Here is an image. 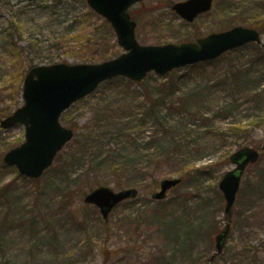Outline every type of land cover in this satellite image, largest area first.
I'll return each mask as SVG.
<instances>
[{
    "label": "rangeland",
    "instance_id": "rangeland-1",
    "mask_svg": "<svg viewBox=\"0 0 264 264\" xmlns=\"http://www.w3.org/2000/svg\"><path fill=\"white\" fill-rule=\"evenodd\" d=\"M183 1L186 0H143L132 7L139 44L180 45L227 31L241 20L254 24L264 42V0H215L213 10L192 24L171 9ZM71 2L79 10L70 14L59 11V24H54L48 18L50 12L35 11L31 1L0 0V31L12 20L23 36L19 44L26 54H52L56 63L82 64L79 58L64 54L50 43L54 33H67L74 15L88 14L84 6L87 0ZM241 2H245L243 6ZM92 21L85 18L77 24L73 37H93L96 26ZM104 36L109 57L115 59L125 53L116 35L105 32ZM7 41L0 40V50ZM0 66L1 72L7 74L9 65L5 68L0 62ZM17 86L11 85L10 77H4L0 88L6 103L1 108L16 110L23 105V82L18 88L21 95ZM145 88L163 100L167 127L163 133L152 117H147L150 105L144 103ZM61 123L74 130L75 137L36 181L3 162L7 152L25 143L24 126L0 128V237L6 240L0 249V264L5 260L14 264H189L181 251L190 250L191 235L197 239L193 253L201 256L204 263L215 254L216 236L226 226V202L219 185L235 168L231 155L245 147L260 150L264 145V46L250 44L217 61L177 70L172 76L151 74L142 84L126 79L104 84L65 112ZM126 127L132 137L125 132ZM102 131L125 134L129 147L142 148L150 140L161 138L171 158L161 169L152 165L148 169L151 173L145 179L141 176L140 185L132 184L138 180L136 175L112 171L99 173V182L91 183L94 175H82L93 173L98 161L108 159L109 152L117 154L121 148L117 140H110L113 135L92 149L82 148L87 137ZM72 156L76 160L72 173L61 174L59 167ZM258 172L252 166L243 178L229 240L214 264H264V225L259 218L243 217L255 195L250 186L257 182ZM173 178H181L182 184L165 200H154L160 182ZM101 182L108 183L104 186L115 192L138 190L135 199L115 208L108 222L97 207L83 202L92 189L101 187ZM248 213L252 216L254 211L250 209ZM6 220L9 224L4 226ZM170 221L174 224L171 233L166 231Z\"/></svg>",
    "mask_w": 264,
    "mask_h": 264
},
{
    "label": "water",
    "instance_id": "water-1",
    "mask_svg": "<svg viewBox=\"0 0 264 264\" xmlns=\"http://www.w3.org/2000/svg\"><path fill=\"white\" fill-rule=\"evenodd\" d=\"M142 1L87 0L90 8L111 24L118 44L125 53L101 64L61 63L33 68L23 84L24 105L1 122L4 130L23 125L26 131L25 143L5 155L7 166L16 167L26 178L40 179L74 138V131L61 125L62 114L108 81L123 77L139 83L151 73L164 76L186 66L217 60L250 43L264 45L258 31L239 26L222 33H213L197 42L143 46L136 38L137 23L128 12ZM213 3L214 0H187L176 3L172 10L186 22L193 23L200 15L210 12ZM262 152L245 147L231 156L230 161L235 169L226 173L219 186L226 201L225 215L228 218L233 215L247 168L260 160ZM181 182V179L162 181L161 190L153 195V199H166L168 193ZM137 195L136 189L115 192L108 187H100L88 193L84 203L96 206L103 219L108 221L118 205ZM230 233L231 222H228L226 229L216 238L217 252L208 264L223 253Z\"/></svg>",
    "mask_w": 264,
    "mask_h": 264
},
{
    "label": "trees",
    "instance_id": "trees-1",
    "mask_svg": "<svg viewBox=\"0 0 264 264\" xmlns=\"http://www.w3.org/2000/svg\"><path fill=\"white\" fill-rule=\"evenodd\" d=\"M28 1L32 2L30 6L31 8L34 7L35 11H38L39 9L49 11L50 15L48 18L54 24L55 22L59 24V18H57L59 17L58 15L59 11L67 12V14H70L72 12L75 13L77 10H79L78 5L73 6L74 3L71 2L72 0H28ZM244 3L245 2H241L240 5L243 6ZM84 6L89 11L88 14L82 13V14L74 15L70 29L68 28L67 33L61 36H59V33H54L53 38H51L50 40V43L52 42V46L60 47V49L63 50L64 54H71L75 56V58H79V62L96 63L99 62L100 60L107 61L109 59H112V57H109L108 55L109 52L106 50L109 44L106 37L104 36L105 32H110L113 35L112 37L115 36L111 26L103 18H101L94 11H92L88 7V5L84 4ZM233 11L236 12L235 10ZM85 18H89L93 20L92 22L94 23L92 24V26H96V30L93 33L94 36L92 37L91 36L92 34H82L79 35V37H73L71 33H73L74 30H76V25L82 24V20H84ZM63 22L67 23V20H64ZM237 25L255 28L254 24L246 20H241V22L236 23L234 26ZM20 33L21 32L19 28L12 20L9 23H7L6 26L2 28V30L0 31V40L3 39L8 40L7 43L5 42V44L1 46L0 62L4 64L5 68L7 65H9L8 69L6 68L7 74L1 72L2 66H0V74L3 75L0 76V85H2V83L4 82V77H10L11 85L18 84L16 88L17 91L18 88L20 90L19 84H22L26 75L32 68L39 65H51L56 63V59L55 57H53L52 54L44 57L42 56L41 53L33 54V57H31L29 54H26L27 52L25 48H23L19 44L20 42H22L21 37H23ZM83 37L86 38L83 40L82 39ZM32 39L38 40L35 37H33ZM102 48H104V50ZM100 50H102V52ZM86 51H90V53L87 54ZM9 62H11V64ZM172 74L173 73H170L168 76H172ZM121 79L123 78H117L115 80L105 83V85L111 84ZM146 90H147L145 93L146 98L144 103L145 104L148 103L150 105L148 108L147 117H152V119L155 121L154 123L159 128H162L159 130L160 132L163 133L164 131H167L165 114H163L164 111L162 110V105H164L163 100L160 97L154 96V94L150 90L148 89ZM2 91L3 88H0V120L4 117H8L15 110L14 107L1 108V106L6 103L5 97L1 94ZM18 94L21 95L19 91ZM167 110H170L169 107H167ZM144 124H145V120L142 122V124H140L141 127ZM125 130L128 136L132 137L130 134V128L126 127ZM108 136H110V140L118 141V144L121 145L120 152L117 151L118 152L117 154L109 152L108 159L105 158L104 160L98 161L95 164V169L93 170V173L89 172L82 175L87 178H91V175H94L93 178L94 180H92L91 183L99 182V180H97L99 173H104V172L109 173V171H112L118 174L136 175L138 177V180L132 182V184L140 185L142 184V178L145 179L146 175L148 173H151L148 172L149 171L148 169L152 165H155L156 170L161 169L164 163L169 161V159L171 158L169 155L167 156L166 147L161 145V138L159 139L154 138V140H150L149 142L145 143L144 147L142 148H139L137 146L129 147L126 145L127 142L124 141V139L127 138L125 134L119 135L118 133L115 134L109 131L96 132L94 135L91 136V138L87 137L86 142L83 144L82 148L87 150L86 147L87 148L91 147L92 149L94 144H100L101 141H104ZM122 144L124 145L122 146ZM75 163H76L75 157L72 156L69 162L63 161V163L59 167V171L61 172V174L68 176L70 173H72L70 169L74 167ZM255 166L256 169L258 168L259 174H258L257 182L256 183L254 182L255 184L253 183L254 185L252 184L253 185L252 187L250 186L252 192H254L255 195L254 197H252L251 202L248 205V210L243 211L244 213L246 212L245 213L246 215H243V217L245 218L246 216L249 219L259 218L260 223L264 225V217H263L264 216V154L261 160L253 167ZM82 176L78 178L80 179V181L82 180ZM104 184H108V183L101 182L99 185L104 186ZM92 186L93 184L89 187H91L92 189ZM250 209L254 211V214H251L252 216H248L249 215L248 212L250 211ZM240 218L241 216L239 217V219ZM5 224L8 225L9 221L6 220V222H4L3 225L6 226ZM173 226L174 224L172 221L168 222L166 224V228H167L166 231L171 233ZM194 233H195V229L192 234ZM192 237L193 235L190 236L191 238L190 250L183 248L182 249L183 251H181L182 258L184 260L188 259V261L190 262L189 264H205L209 262L208 259L206 262L201 263V256L194 255L193 251L196 248L195 243L197 239L196 238L194 239ZM5 244H6V240L3 237H0L1 250L5 247ZM214 263L215 262H213V264ZM2 264H14V263L5 260L2 262Z\"/></svg>",
    "mask_w": 264,
    "mask_h": 264
}]
</instances>
